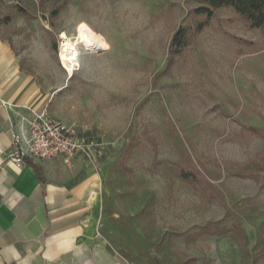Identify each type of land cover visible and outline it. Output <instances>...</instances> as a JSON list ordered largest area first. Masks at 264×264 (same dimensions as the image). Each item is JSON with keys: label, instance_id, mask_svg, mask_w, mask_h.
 Returning <instances> with one entry per match:
<instances>
[{"label": "rangeland", "instance_id": "374dc122", "mask_svg": "<svg viewBox=\"0 0 264 264\" xmlns=\"http://www.w3.org/2000/svg\"><path fill=\"white\" fill-rule=\"evenodd\" d=\"M202 5L0 0L46 114L97 146L99 234L126 264H264V30ZM82 27L93 49L68 72L59 48Z\"/></svg>", "mask_w": 264, "mask_h": 264}, {"label": "crops", "instance_id": "0c3cea01", "mask_svg": "<svg viewBox=\"0 0 264 264\" xmlns=\"http://www.w3.org/2000/svg\"><path fill=\"white\" fill-rule=\"evenodd\" d=\"M48 103L0 38V264H126L99 234V175L82 156L9 159L16 127Z\"/></svg>", "mask_w": 264, "mask_h": 264}, {"label": "built area", "instance_id": "2783aa9c", "mask_svg": "<svg viewBox=\"0 0 264 264\" xmlns=\"http://www.w3.org/2000/svg\"><path fill=\"white\" fill-rule=\"evenodd\" d=\"M24 123L25 127H16L13 136V152L9 155L12 162L21 165L25 158L40 162L60 159L70 166L72 159L82 156L91 163L97 146L81 141L71 126L51 119L46 112L35 114Z\"/></svg>", "mask_w": 264, "mask_h": 264}, {"label": "trees", "instance_id": "16d2710c", "mask_svg": "<svg viewBox=\"0 0 264 264\" xmlns=\"http://www.w3.org/2000/svg\"><path fill=\"white\" fill-rule=\"evenodd\" d=\"M230 7L245 18L252 27L264 30V0H203V5L195 13L209 20L214 10ZM200 27L202 25H199ZM187 29L180 28L173 38V45L181 47L184 44Z\"/></svg>", "mask_w": 264, "mask_h": 264}, {"label": "bare ground", "instance_id": "6f19581e", "mask_svg": "<svg viewBox=\"0 0 264 264\" xmlns=\"http://www.w3.org/2000/svg\"><path fill=\"white\" fill-rule=\"evenodd\" d=\"M94 38L87 28H80L76 36L65 38L59 48V59L63 68L71 72L78 64L80 47L85 51H92ZM81 48V49H82Z\"/></svg>", "mask_w": 264, "mask_h": 264}]
</instances>
